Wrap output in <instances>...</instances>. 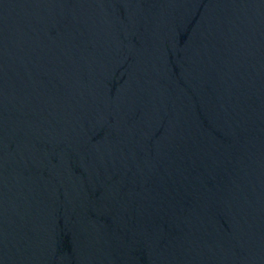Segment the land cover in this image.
Here are the masks:
<instances>
[{
  "label": "water",
  "instance_id": "95a60500",
  "mask_svg": "<svg viewBox=\"0 0 264 264\" xmlns=\"http://www.w3.org/2000/svg\"><path fill=\"white\" fill-rule=\"evenodd\" d=\"M0 264H264V0H0Z\"/></svg>",
  "mask_w": 264,
  "mask_h": 264
}]
</instances>
